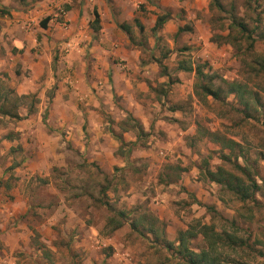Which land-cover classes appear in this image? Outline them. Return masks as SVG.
<instances>
[{
  "label": "crops",
  "instance_id": "0c3cea01",
  "mask_svg": "<svg viewBox=\"0 0 264 264\" xmlns=\"http://www.w3.org/2000/svg\"><path fill=\"white\" fill-rule=\"evenodd\" d=\"M209 4L210 0H0V81L6 80L4 89L16 96L38 99L29 115L27 107L16 110L25 117L13 130L17 139L6 136L7 129L1 131L0 162L5 166L0 165V242L29 240L35 232L42 242L61 235L79 246L112 249L108 256L84 253L85 264H132L140 249L132 243L138 235L129 224L137 221L140 208L165 224L166 241L175 240L176 231L184 229L172 203L179 199L178 191L192 194L195 202L206 199V192L188 178L190 173L164 186L131 179L124 186L116 178L131 175L139 161L150 163L154 153L167 160L173 153L179 158L176 150L184 136L178 122L181 111L167 107L152 89L155 81L166 83L174 76L181 89L170 85L169 93L183 96L194 74L178 71L183 62H177L167 64V73L158 75V66L142 58L119 26H128L131 34H150L156 17L165 15L152 38H163L170 47L173 42L168 38L200 47L199 56L210 59L218 50L209 41L213 30ZM94 13L96 48L85 58ZM61 15L68 21L65 31L58 25ZM41 18L47 19L45 28L38 24ZM178 28L186 31L175 36ZM66 41L72 49L62 54ZM154 45L148 39L142 48ZM2 99L0 91V103ZM43 112L51 120L42 121ZM129 117L147 133L146 148L136 147L140 142L136 128L137 132L129 127L120 137H110V129ZM51 129L55 131L50 133ZM121 142L130 150L118 151ZM8 168L14 181L5 186L1 181L9 176ZM61 175L68 176V182ZM90 175L97 176L96 184L80 182ZM33 212L37 220L30 222ZM159 234L153 230L145 236L153 239Z\"/></svg>",
  "mask_w": 264,
  "mask_h": 264
},
{
  "label": "rangeland",
  "instance_id": "374dc122",
  "mask_svg": "<svg viewBox=\"0 0 264 264\" xmlns=\"http://www.w3.org/2000/svg\"><path fill=\"white\" fill-rule=\"evenodd\" d=\"M256 1L220 0L223 12L212 9L213 30L209 41L218 52H213L212 58L209 56L210 59H202L199 56L202 50L200 47L174 42L172 38H168L173 42L170 47L163 38H152L149 33L139 34L136 31V34H131L133 38L131 43L136 45L144 60L158 66V75H162L164 70L167 73V64L172 65L177 62L193 66L205 64L204 70L214 76V86L221 85L220 80L235 82L259 99V109L250 106V109L244 112L233 96H227L223 102L213 101L209 97L196 98L192 92L194 79L190 85H186L187 88H183L188 91L183 96L179 95V92L169 93L172 86L181 89V82L176 77L168 76L166 83L162 84L155 81L152 90L158 96L163 97L167 107L174 106L181 111L178 122L184 136L182 145L176 150L179 158L173 153V158L167 160V157L162 158L154 153V158L150 163L147 160L139 161L134 166L135 169L131 175L124 174L116 178V183L119 182L124 186L128 185L127 179H131L132 183L144 181L149 182L151 186H164L168 183H177L182 173L186 175L190 173L188 178L198 184L200 191L206 192V199L195 202L192 194L178 191L181 195L172 203L175 205L174 215L179 222H182L184 229L179 228L175 233V238L178 231L193 227L197 222L199 225L212 227L217 233L223 232L241 240L239 246L217 248L220 264H264V40L256 39L264 33V0ZM230 10L236 22L245 26L247 30L245 34H242L236 26L228 29ZM41 20L44 18L38 20V24ZM94 27H96L95 24L91 22L89 26L92 31L89 34L90 43L83 54L85 58L95 52L98 32L92 30ZM148 39L155 41L154 47L152 49L142 48ZM89 48H93L90 53H88ZM55 52L58 50L55 49ZM4 88H8L6 80L0 81L2 93L5 91ZM246 99L249 100L247 95ZM36 102L38 99L34 96L19 100L10 96L5 109L17 113L16 110L27 107L30 111L34 109ZM19 114L21 116L16 119L0 115L1 136L4 135L1 131L7 129L6 136L11 139L19 137L18 133L13 131L15 126L25 119L21 110ZM39 115L42 121L51 120L46 112ZM129 127L131 131L136 128L139 132L140 142L136 147L146 148L144 140H146L147 133L140 131L136 121L130 117L126 118V123L110 129V137H120L121 133L128 131ZM53 131L55 130H49L50 133ZM206 131L218 133L239 145L241 157L237 158L236 162L240 165L244 164L252 171L253 179L260 187L254 195V201L241 203L232 195L220 190L215 184L207 183L203 179L202 168L214 171L220 167L236 174L231 166V163L235 162L233 158L229 159L230 163L222 161L220 154H226L227 151L221 150L217 144L206 138L204 136ZM64 135L61 133V136ZM126 146L121 142L118 151H129L130 148L125 149ZM156 151L157 149H154V152ZM4 164L5 162H0V165ZM148 167L151 168L148 169ZM8 171L7 179L1 181L5 182V186H9L14 181L12 168H8ZM54 177L56 174H53L52 178ZM65 179L64 182H68V176ZM96 179L97 176L90 175L86 179L82 177L80 182L87 181L92 186L96 184ZM113 180L108 179L107 181L111 184ZM136 213L143 218V228L147 229L151 226L155 232H160L159 239L164 238L162 232L165 224L158 223L150 213L142 208ZM27 220L36 221L37 214L33 212ZM29 227L32 232H35L33 227ZM193 232L198 233V227ZM34 234L35 236L29 240L0 242V264H54L56 261H61L62 264H85L84 253L92 256H108L112 253V249L107 246L100 248L79 246L78 241L67 240L61 235L49 242H42L36 236L37 233ZM132 243L140 249L139 253H136L137 259L133 260L132 264H184L174 253L154 243L152 237L137 236ZM51 247L55 251L51 250ZM189 248L196 253L205 248L199 234L190 241Z\"/></svg>",
  "mask_w": 264,
  "mask_h": 264
},
{
  "label": "trees",
  "instance_id": "16d2710c",
  "mask_svg": "<svg viewBox=\"0 0 264 264\" xmlns=\"http://www.w3.org/2000/svg\"><path fill=\"white\" fill-rule=\"evenodd\" d=\"M209 8L215 9L218 12H223V7L220 0H210ZM231 12L232 10H230V13H228V29L230 30L236 26L242 34H245L247 32L245 26L240 22H236L235 16ZM166 18L167 16L165 15L156 17L155 23L150 29L151 35H154L156 31L161 28ZM46 22L47 19L41 20L39 22L40 28H45ZM92 22L97 24V15L95 13L93 14ZM119 29L131 42L132 37L128 26L120 25ZM185 29L186 28H178L175 36L183 31H186ZM92 30L96 31V27L92 28ZM139 32H141L140 28ZM256 39L264 40V33L256 37ZM176 69L186 73L193 72L195 83L193 84L192 92L196 98L209 97L213 101L223 102L227 96H233L238 105L242 106V111L244 112L245 110L250 109V106H253L254 109L260 108L258 97L253 93L247 92L245 88L238 83H229L220 80L221 85L214 86V76L210 75L204 70L205 64L194 65L191 67L190 65L180 63ZM246 95L249 100L246 99ZM10 96H13V98L16 100L25 98L24 96L14 95L13 91L5 90L4 93H2L3 99L0 103V115L11 119H16L18 118V115L14 112L6 110L4 106V104L8 101V97ZM29 114L30 111L26 113V115ZM204 136L212 143L217 144L221 150L227 151L226 154H220V159L222 161L230 163L229 159L233 158L235 162L231 163V166L236 174L228 172L220 167L216 168L214 171H211L207 168H202L201 170L203 179L207 183L215 184L220 190L232 195L237 201L241 203L254 201V195L259 191L260 187L257 186V183L253 179L252 171L244 164L240 165L236 162L237 158L241 157L239 145L236 142L226 139L215 132L213 133L206 131ZM142 219V217H139L137 221L130 222L129 227L138 236L144 238L146 233H152L153 228H151V226H149L147 229L143 228ZM197 227L198 233L193 232ZM197 234L201 236L205 248L199 250L196 253L189 248V243L196 237ZM153 242L157 243L166 251L174 253L181 261H183L184 264H220L217 248H232L241 244V240L238 238L223 232L217 233L212 229V227L199 225L197 222L193 227H190L184 231H178L174 242H168L164 238L159 239L157 237L153 238Z\"/></svg>",
  "mask_w": 264,
  "mask_h": 264
},
{
  "label": "built area",
  "instance_id": "2783aa9c",
  "mask_svg": "<svg viewBox=\"0 0 264 264\" xmlns=\"http://www.w3.org/2000/svg\"><path fill=\"white\" fill-rule=\"evenodd\" d=\"M63 15L60 16V20H59V28L63 31H65L68 27V21H65L63 18H62ZM72 49V44L69 42V41H66L63 43V46L60 50L61 53L63 54H67L70 50ZM161 155V153H160Z\"/></svg>",
  "mask_w": 264,
  "mask_h": 264
}]
</instances>
